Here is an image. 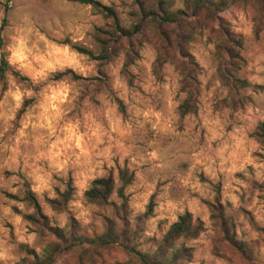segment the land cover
I'll use <instances>...</instances> for the list:
<instances>
[{
    "label": "rangeland",
    "instance_id": "374dc122",
    "mask_svg": "<svg viewBox=\"0 0 264 264\" xmlns=\"http://www.w3.org/2000/svg\"><path fill=\"white\" fill-rule=\"evenodd\" d=\"M99 1L114 6L124 25L132 24L133 0ZM175 2L177 7L183 6L182 0ZM5 17L0 58L2 52L6 58L10 55L13 37L27 27L55 43L81 46L98 56L97 29L111 23L91 6L70 0H12L8 15L0 7V27ZM219 17L242 39L235 69L250 86L234 90L224 85L214 59L217 36L205 29L189 44L198 65L199 95L195 112L186 116L179 110L184 98L179 71L170 62L157 65L156 48L149 42L139 45V57L128 67L130 76L123 74L132 50L129 39L119 42L117 55L109 61L73 48L80 54V63L90 68L87 75L66 68L52 74L49 81L34 84L24 74L26 69L10 64L6 87L0 82V250L9 256L0 264H21L27 249L41 252L45 246L37 227L24 218L33 209L8 194L22 198L26 183L33 190L47 181V188L33 191L51 226L75 224L80 233L93 239L104 232L105 218L114 216L110 207L87 203L84 192L97 178L112 175L118 180L121 169L135 174V181L126 189L130 216L145 213L150 202L155 205L153 216L141 223L143 250H155V241L179 216L190 212L204 222L205 230L196 239L178 241V247L192 254L185 264H264V149L253 135L264 123V2H238ZM52 81H65L70 87L69 100L61 105L63 118L56 127L78 121L85 135L83 152L64 146L60 159L67 163L59 173L46 155L55 137H49L47 129L33 127L40 116L42 89ZM15 87L31 89L36 95L25 97L17 109L6 95ZM25 123L28 127L20 135ZM58 135L63 134L58 131ZM225 145L223 155L228 163L222 171L218 149ZM232 165L243 167L228 172ZM206 168H210L207 174ZM37 176L43 179L38 181ZM237 180L247 187L237 185ZM69 182L76 188L73 200L67 211H55L47 201L52 198L50 192L57 197V190L63 191ZM233 194L239 197L238 205L229 198ZM113 200L120 203L116 196ZM219 214L228 220L231 236L250 246V256L239 253L227 239ZM33 234L35 240L28 243ZM54 264L136 263L116 247L91 256L65 253Z\"/></svg>",
    "mask_w": 264,
    "mask_h": 264
},
{
    "label": "trees",
    "instance_id": "16d2710c",
    "mask_svg": "<svg viewBox=\"0 0 264 264\" xmlns=\"http://www.w3.org/2000/svg\"><path fill=\"white\" fill-rule=\"evenodd\" d=\"M91 6L104 18L111 21L105 27L97 29L96 43L99 55L94 56L91 50L81 46H73L79 53L90 55L95 59L109 61L117 55V47L122 39H129L132 50L128 52L123 74L130 76L128 67L139 57V45L149 42L157 51V65L170 62L175 65L180 75L181 92L184 98L179 110L183 116L194 113L198 101V65L189 52V44L203 34V30H212L217 36L215 42L214 59L217 63L218 74L224 85L240 90L250 86V83L236 72L242 39L226 27L219 14L231 5L250 0H182L183 6L177 7L175 0H133L134 10L131 13L132 24L126 26L122 23L119 13L114 6H108L99 0H70ZM263 1L264 0H260ZM12 0H0V7L5 15L10 11ZM216 22L217 26L212 24ZM7 23L6 17L0 27V49L4 47L2 30ZM138 46H134L136 40ZM11 71L6 54L2 52L0 58V82L6 87L7 75ZM15 75L20 76L17 72ZM256 140L264 149V123L257 126L253 133ZM135 181L134 172L121 169L116 180L112 175L95 179L84 192L85 201L89 204L110 207L114 217H106L104 232L96 238L90 239L80 233L79 227L72 224L69 228L53 227L48 216L43 212L36 193L25 184L23 197L8 194V197L26 202L33 212L24 214V218L35 225L39 237L45 238L44 248L41 252L26 250V256L21 264H54L58 257L69 252L79 255H99L111 248L120 247L136 264H185L190 262L192 254L185 247H178L181 239H196L205 230L204 222L197 219L190 212L179 216L172 223L160 240L155 241V250H143L144 229L142 222L148 220L154 213V202H150L145 213L133 218L129 209L126 189ZM75 187L69 182L66 188L57 190V197L48 198L52 209L65 212L75 195ZM116 196L120 203L113 200ZM17 213H23L15 208ZM218 221L226 231L234 248L241 254L250 256L251 248L244 241H238L231 236L225 217L221 214ZM47 237V238H46ZM149 243V242H148ZM147 243V244H148ZM25 247V246H24Z\"/></svg>",
    "mask_w": 264,
    "mask_h": 264
},
{
    "label": "clouds",
    "instance_id": "9594fccd",
    "mask_svg": "<svg viewBox=\"0 0 264 264\" xmlns=\"http://www.w3.org/2000/svg\"><path fill=\"white\" fill-rule=\"evenodd\" d=\"M243 19V17H241ZM35 37V38H34ZM14 44L10 45L8 51L10 55L7 57L8 63L18 66L19 69H26L24 73L28 75L34 84H41L49 81V77L57 72H63L66 68H73L77 72L87 75L90 68L80 63L78 57L80 54L76 52L69 44H58L48 39V37L40 33L38 30H34L32 27L20 29L19 34L13 37ZM43 44V48L40 45ZM42 100L38 107L40 109V116L38 117V123L33 127L44 128L48 130L49 137H55L48 145L47 159L51 166L59 173L63 172L66 161L61 160L63 155L64 146H69L80 152L84 151L83 143L85 135L81 133L79 122L68 121L62 128L56 127L57 123L63 118L64 112L61 107L62 104L68 102L70 87L65 81H52L46 83L42 89ZM7 96L15 101V107L19 109L22 106L25 97L31 98L36 93L31 89L21 90L20 87H15L14 90L9 89ZM147 115V113L145 114ZM27 123L24 124L20 130V135H24V128H27ZM58 131L63 135H58ZM92 135H96L95 132ZM214 139L216 137H213ZM227 150V145L218 149V155L221 161V170L224 169V165L228 163L223 153ZM45 153H41L44 156ZM155 155V153H153ZM235 165H232L227 169L228 172H235L238 170ZM210 168L205 169L207 174ZM214 175V173H213ZM36 179L41 181L43 178L37 176ZM237 185L247 187L243 181L237 180ZM48 187L47 181L41 184H37L34 187V191H41ZM227 187V186H226ZM236 188L235 191H239ZM50 196L55 198V193L50 192ZM234 205H238L239 197L235 194L229 197ZM19 217L17 220L19 221ZM207 220V217H205ZM21 240H25L21 237ZM35 240V234L27 238V242L31 243ZM9 256L6 250H0V260H7Z\"/></svg>",
    "mask_w": 264,
    "mask_h": 264
}]
</instances>
